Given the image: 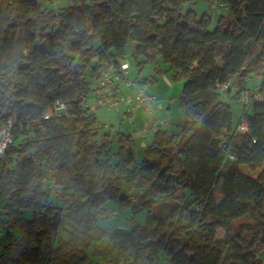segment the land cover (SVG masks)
<instances>
[{"label":"trees","instance_id":"16d2710c","mask_svg":"<svg viewBox=\"0 0 264 264\" xmlns=\"http://www.w3.org/2000/svg\"><path fill=\"white\" fill-rule=\"evenodd\" d=\"M195 1L69 0L54 9L51 0H0V107L13 123L0 159V264H89L86 250L105 238L109 255L132 264L159 255L167 264H264V102L243 104L248 131L236 133L243 115L232 126L229 103L217 99L234 77L232 101L254 88L264 98V0H219L227 13L213 27ZM130 41L138 74L146 65L154 74L135 85L154 86L166 72L184 82L180 133L158 127L140 162L131 135L102 131L81 106ZM57 100L68 117L53 116ZM222 137L233 160L224 162ZM44 166L55 167L59 193L43 184ZM133 180L134 201L124 188ZM110 203L146 212L144 224L102 228Z\"/></svg>","mask_w":264,"mask_h":264},{"label":"rangeland","instance_id":"374dc122","mask_svg":"<svg viewBox=\"0 0 264 264\" xmlns=\"http://www.w3.org/2000/svg\"><path fill=\"white\" fill-rule=\"evenodd\" d=\"M64 3L67 5L69 3V0H61L59 2L60 7L63 6ZM192 8L195 10L198 16H201L203 14H208L212 18V27L215 26L218 18L220 15H225L227 13L226 9L220 4L219 0H196ZM137 47V44L133 41H130L127 44L126 47V55L125 59L129 63V68L127 70V78L130 81H134L136 78L144 79V78H150L153 76V70L152 67L149 65L144 66L143 71L141 75L138 74V66L137 62L132 58V54L135 52ZM90 71H87V75L89 79H92V76L90 75ZM165 77L160 76V84H159V89L163 91V93L166 92V90L169 89V86L171 84L175 85L174 88L168 92L167 94L165 93L166 98L169 100V102L172 105L171 109V119L168 132L169 133H175L179 134L180 133V128L179 126L183 122V112L180 110L178 106V100L179 96L181 95L182 88H183V81L180 82H172L170 80V73L166 72ZM169 77H167V76ZM256 79L253 78L252 80L250 79L249 86H252V81L254 82ZM238 78L234 77L230 84L224 88H221L218 94V100L221 102H227L229 103L232 111V117H231V122L232 126H234L237 122V120L243 115L244 113V105L243 103L232 101L230 99V96L235 94L238 91ZM148 89L154 88V86L148 84L147 85ZM165 91V92H164ZM244 91L243 93H245ZM134 93V92H133ZM127 95V94H126ZM91 112L97 116V118L102 122V131H109L112 134L115 133L116 130H118V127L121 125L122 129L125 134H131L130 132V125L128 123L121 124L120 121H115L113 120L114 118H109V112H115V110L108 111L104 108H91ZM115 116V115H112ZM111 119L112 121H110ZM225 132V131H224ZM151 140H146L144 144H149ZM133 150L135 153V160L137 162H140L143 158V151H144V146H142V143L140 141L135 142V145L133 146ZM244 171L248 174L255 175L251 173L246 167H243ZM125 191L127 194L130 196L134 197L133 195L137 191V186H136V180H133L130 183H126L125 186ZM60 189L58 188V191H54L52 193H59ZM157 201L159 203L167 202L170 201V198H166L164 196L162 197H157ZM110 210L115 213L111 212L109 214L108 218L100 219L99 224L102 226V228H111L116 231H125L128 232L130 229L134 226V224H144L145 219H146V212H137L133 213V211L130 208H122L115 203H110ZM25 218L27 220L31 219V212L27 211L25 212ZM223 236V231H218L217 238H222ZM109 244V239L105 238L102 240L100 243H95L93 244L90 248H88L85 252L86 256L88 257L89 264H102L100 260V256L103 257L104 261L107 260L111 255L108 254V246ZM113 257H116L114 253H112ZM168 261L163 255H159L158 258L155 260V264H167Z\"/></svg>","mask_w":264,"mask_h":264},{"label":"built area","instance_id":"2783aa9c","mask_svg":"<svg viewBox=\"0 0 264 264\" xmlns=\"http://www.w3.org/2000/svg\"><path fill=\"white\" fill-rule=\"evenodd\" d=\"M61 0H51L54 9L60 7ZM129 63L126 59H120L118 64L109 63L103 66L99 72V77L95 86L91 92L81 99V106L83 109L91 108H104L108 111L117 110L120 107H124L127 113H130L134 108L143 106L148 116L152 113V107L155 102V97L147 93L145 90L138 88L134 93L126 95L118 91V84H121L124 89L130 90L134 86L133 81L127 78V70ZM264 102V98L257 92L256 88L246 91L241 94V102L247 107L251 103ZM243 116L240 118L237 126L236 133H246L248 131L247 121ZM54 117H68V107L63 101L57 100L54 103ZM51 114L45 113L42 118L50 119ZM12 119L7 117L6 110L0 107V159L4 157L7 148L12 144L13 139L11 135ZM158 128V124L155 121L147 123L146 133L152 136ZM218 147L223 155L224 162L234 159V153L232 151L231 141L228 138H220ZM44 175L42 182L46 185L50 192L58 191V187L55 183L56 169L51 166H44ZM141 193V191H138ZM136 196L132 197L134 201ZM113 213V212H112ZM113 213L112 215H114ZM102 264H132L133 259H120L118 257H109L104 261L100 256Z\"/></svg>","mask_w":264,"mask_h":264},{"label":"crops","instance_id":"0c3cea01","mask_svg":"<svg viewBox=\"0 0 264 264\" xmlns=\"http://www.w3.org/2000/svg\"><path fill=\"white\" fill-rule=\"evenodd\" d=\"M163 77H165V75H163ZM159 84H160V76L157 77V83L154 85V88L148 89L147 85L138 86L134 84V86L130 90L124 89L123 87L121 89L122 93L130 95L131 93L135 92L138 88H141L145 90L147 93L154 96L155 102L153 104L152 113L150 116H148L143 106H138L134 108L130 113H127L124 107L118 108L117 110H115V112H109V115H111L109 116V118H114L113 120L120 121V123L123 125L125 122L130 125V132H131L130 135L133 139L134 145L135 142L140 141L142 143V146L145 147L147 145L144 144L146 143L145 141L148 139L151 140L152 136L146 133L147 123L155 121L157 122L158 127L162 128L163 130H168L169 128V124L171 122L170 120H172L171 119L172 105L169 102V100L166 98L165 93L167 94L168 92H170L175 85L171 84L169 86V89L166 90V92L164 91L165 93H163V91L159 89ZM109 120L112 121L111 119ZM121 127L122 126L120 125L118 129L121 130L122 129ZM110 257L113 256L111 255Z\"/></svg>","mask_w":264,"mask_h":264}]
</instances>
